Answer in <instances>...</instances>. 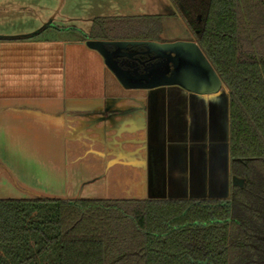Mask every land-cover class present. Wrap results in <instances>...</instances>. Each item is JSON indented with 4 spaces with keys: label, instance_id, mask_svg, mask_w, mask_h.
Listing matches in <instances>:
<instances>
[{
    "label": "crops",
    "instance_id": "1",
    "mask_svg": "<svg viewBox=\"0 0 264 264\" xmlns=\"http://www.w3.org/2000/svg\"><path fill=\"white\" fill-rule=\"evenodd\" d=\"M108 2L92 21L160 14L159 42H197L172 0ZM67 3L0 0V197L224 198V83L215 92L123 86L89 37L55 23Z\"/></svg>",
    "mask_w": 264,
    "mask_h": 264
},
{
    "label": "trees",
    "instance_id": "2",
    "mask_svg": "<svg viewBox=\"0 0 264 264\" xmlns=\"http://www.w3.org/2000/svg\"><path fill=\"white\" fill-rule=\"evenodd\" d=\"M229 94L224 199L0 198V264H264V0H172ZM72 30H77L72 28ZM162 15L85 39H161Z\"/></svg>",
    "mask_w": 264,
    "mask_h": 264
},
{
    "label": "water",
    "instance_id": "3",
    "mask_svg": "<svg viewBox=\"0 0 264 264\" xmlns=\"http://www.w3.org/2000/svg\"><path fill=\"white\" fill-rule=\"evenodd\" d=\"M87 44L103 55L106 65L127 88L180 84L198 92H215L223 84L194 41L88 39Z\"/></svg>",
    "mask_w": 264,
    "mask_h": 264
},
{
    "label": "rangeland",
    "instance_id": "4",
    "mask_svg": "<svg viewBox=\"0 0 264 264\" xmlns=\"http://www.w3.org/2000/svg\"><path fill=\"white\" fill-rule=\"evenodd\" d=\"M103 4H97V0H67V2H70V4L67 3L66 6L63 5L61 12L64 14L65 11H67L68 18L61 19L59 16L60 14L56 16L55 19L56 24H62L66 26H70L72 28H75L77 30H71L69 31L70 34H67V36H73V37H79L80 32L88 33L91 25H92V18L96 16L98 13L102 11L101 8H99V5L104 7V10L106 11L107 7L109 5H112L113 3L109 4L108 0H102ZM112 1V0H110ZM126 3L124 2L123 5ZM68 8V10H66ZM45 182H47L45 180ZM49 197V196H48ZM0 198H19V197H0ZM20 198H28V197H20ZM54 198V197H53Z\"/></svg>",
    "mask_w": 264,
    "mask_h": 264
},
{
    "label": "flooded vegetation",
    "instance_id": "5",
    "mask_svg": "<svg viewBox=\"0 0 264 264\" xmlns=\"http://www.w3.org/2000/svg\"><path fill=\"white\" fill-rule=\"evenodd\" d=\"M196 39V38H195ZM230 184H229V190H230V186H231V184H233L234 183V179L231 177V175H230ZM241 182V180H239V179H237L236 178V183H240ZM229 190H228V193H227V195L224 197V198H227L228 196H229ZM224 198H209V199H213V200H216V199H224Z\"/></svg>",
    "mask_w": 264,
    "mask_h": 264
}]
</instances>
